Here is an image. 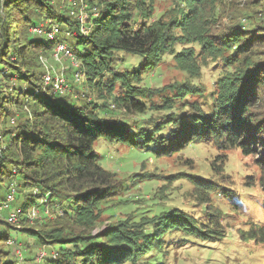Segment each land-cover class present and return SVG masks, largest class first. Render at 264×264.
Returning a JSON list of instances; mask_svg holds the SVG:
<instances>
[{"label":"rangeland","instance_id":"obj_1","mask_svg":"<svg viewBox=\"0 0 264 264\" xmlns=\"http://www.w3.org/2000/svg\"><path fill=\"white\" fill-rule=\"evenodd\" d=\"M49 1H53L56 12L67 14L76 25L69 26L56 18L43 16L37 22L44 25L50 20L58 24L57 39L64 42L83 34L80 21L71 15L72 11L81 13L83 25H87L84 35H88L105 4L113 2L77 0L72 6L60 0ZM192 2L145 0L141 10H131L134 26L152 24L160 16L165 21L183 23V26L175 24L174 39L170 45L160 47L155 64L135 77L120 80L118 72H131L143 57L114 51L109 57L112 67L102 71L103 76H90L81 63L84 76L75 81L68 60L56 62L51 59V42L49 48L41 47L37 51L36 64L40 65L37 72H42L41 77L44 74L40 60L43 56L52 66L54 75L62 73L65 76L71 88L68 93L73 96L84 94L83 97L93 102L98 111H102L99 104L106 102L108 106L103 108L106 109L103 115L126 119L134 130L144 126L145 129L151 127L153 132L170 114L179 113L178 119L187 121L203 118L213 110L222 81L243 74V65L237 66L236 58H251L258 66H264V0H208L206 10L209 15L203 21V28L195 27L194 23L185 27L189 20L184 14L189 12ZM27 13L34 14L33 7L27 8ZM13 16L18 18L19 14L13 12ZM19 25L17 42L20 44L29 36H37L32 30L35 25H25L21 19ZM184 28L188 29L187 33ZM197 31L201 37L196 36ZM237 34L251 38L246 47L254 42L258 44L251 52L249 47L248 52L240 55L242 41L234 45ZM223 42L231 46L221 48ZM179 57L187 58L179 63ZM251 72H244L246 78L242 82L251 77ZM113 73L115 81L110 89L109 84H105L109 79L113 80ZM258 73L263 75L264 69ZM0 78L2 106L6 108L3 114H7L0 117L2 148L6 143L3 134L14 133V126L25 114V109H19L11 101L15 96L14 86L18 85L15 76ZM127 93H134L137 100L146 105L145 113L118 110L112 106L115 97ZM247 113L250 115L248 127L253 119H259V125L264 126V91L259 93L254 104L248 106ZM180 146L181 149L156 154L151 149L141 150L115 140L101 138L95 142L98 162L116 174L117 188L99 209L93 207L97 218L88 230L90 235L101 241L111 233L126 238L129 257L122 264H264V241L249 237L251 230L264 227V149L255 148L254 152L245 154L237 145L230 146L225 142L222 135L196 137L189 144ZM13 173L15 170L12 169ZM12 182L18 186L17 191L20 186L22 191L17 193L11 208L35 190L24 187L18 179ZM7 185V178H4L0 183V202L5 199ZM48 211L47 214L39 211L33 218L26 216V221L13 225L5 223L8 211H0V229L8 231V237L0 240V259L8 258L14 264H55L58 252L52 236L68 232L65 227L71 232L77 230L67 220H58L52 205L48 206ZM180 222L184 227L179 226ZM84 232L86 229L81 228L80 233ZM10 240L12 243L8 245ZM122 249L112 250L121 255ZM74 262L85 264L78 259Z\"/></svg>","mask_w":264,"mask_h":264},{"label":"trees","instance_id":"obj_2","mask_svg":"<svg viewBox=\"0 0 264 264\" xmlns=\"http://www.w3.org/2000/svg\"><path fill=\"white\" fill-rule=\"evenodd\" d=\"M194 1L198 0H193L189 12L184 14L189 20L185 27L194 23L195 27L203 28V21L209 15L206 10L208 0H199L198 3ZM52 2L0 0V77L15 76L18 85L14 86L15 96L11 101L19 109H25V114L21 115L14 126V133L8 131L3 134L6 143L0 150V183L7 178L5 198L13 188L15 199L22 191L20 184L35 189L28 193L27 199L16 206L24 210L19 222L27 220L25 211L28 207L35 206L38 211L44 213L45 208L52 205L55 217L60 221L67 220L77 230L71 232L69 227H65L68 232H59L52 236V242L58 252V258H55L53 263L76 264L74 261L78 259L82 263L85 261V264H122L123 260L129 257L128 245L124 242L126 238L111 233L105 241H101L88 232L97 218L93 207L99 209L117 188L116 174L98 162L94 151L95 142L101 138L115 140L141 150L151 149L158 154L166 153L169 149H181L180 145L189 144L196 137L222 135L225 142L230 146L237 145L245 154L254 152L255 148L264 149L263 124L259 125V119H253L250 120V127L247 126V119L250 118L247 113L248 106L254 104L257 98L259 99V93L264 91V74L258 73L263 71L264 66H258L251 58L247 60L243 56L240 59L233 56L237 66L243 65V74L222 81L221 93L215 99L213 110L208 115L187 121L178 119L179 113L170 114L159 126L155 125L158 127L153 132L151 127L145 129L144 126L137 127V131L130 128L126 119L103 115L106 113L103 108L108 106L106 102L99 104L102 111H98L95 110L96 105L93 102L83 97L84 94L60 95L51 89H42V72H37L40 66L36 64L37 51L41 47L49 48L50 40L41 36H29L20 44L17 42L18 27L20 19L25 25H35L42 16L56 18L69 26L76 25L67 14L56 12ZM89 2L93 3V0ZM144 3L145 0H113L106 3L100 16L95 18L88 35L78 34L77 37L67 40L90 76H103L102 71L112 67L109 60L111 53L121 51L143 57L131 72H118L120 80L124 77H135L155 64L161 46L170 45L174 39L175 24L183 26V23L165 21L160 16L152 24L132 25L131 21L134 20L131 10H141ZM30 6L33 7L34 14L27 13ZM212 10L214 11L213 8ZM13 12L19 14L18 18L13 16ZM187 30L184 28V32L187 33ZM195 34L201 37L199 31ZM250 39L237 34V42L234 45L242 41L243 47L241 53L239 49L237 53H246L249 47L250 52L252 51L258 42H252V46L246 47ZM224 46L228 48L231 45L223 42L221 48ZM185 58L179 57L178 62H185ZM250 70L251 77L242 82L246 78L244 72ZM113 75V80L109 79L105 84H109L110 89L115 81V74ZM21 83L24 84L21 86ZM1 92L0 90V117L7 115L3 114L6 108L2 106ZM133 94L115 97V104L111 103L112 106L118 110L145 113L146 105ZM12 169L15 170L13 174ZM13 179L19 180L18 191V186H14L12 182ZM5 223L13 225L6 220ZM182 223L180 222L179 226L184 227ZM172 224L173 221L169 227ZM81 228L86 229V232L80 233ZM6 237L8 231L1 228L0 240ZM249 237L264 241V227L258 226L251 230ZM115 248H123L121 255L113 252L112 249ZM0 264H14V261L8 258L0 259Z\"/></svg>","mask_w":264,"mask_h":264},{"label":"built area","instance_id":"obj_3","mask_svg":"<svg viewBox=\"0 0 264 264\" xmlns=\"http://www.w3.org/2000/svg\"><path fill=\"white\" fill-rule=\"evenodd\" d=\"M60 1L63 3H67L68 5L74 6L77 0H60ZM79 13H77V11L76 13L72 11L71 15L78 18V20L80 21L81 32L84 34L85 33L84 28L87 27V25L86 23H84L83 25V16L81 15V13L80 14ZM32 30L37 36H41L46 38L47 40H50V42L52 43L50 49L51 59L53 61L58 62L61 59H66L71 63V66L73 67L72 77L74 78L75 81H79L80 77L82 78L84 76V72L81 68V62L76 52L73 50V48L70 46L68 42H64L62 40L57 39V34L59 32L58 24L49 20L48 24H44V25L39 23L35 24ZM40 60L45 70L43 76L41 77L42 89L43 90L51 89L53 92L60 95L67 94L71 88H69V84L65 76L62 73H60L61 75H54L52 73L53 68L47 62V59L44 58L43 56H40ZM0 150H1V146H0ZM13 200H14V189L12 188L10 192L7 193L6 198L2 202H0V210L9 208L6 216V221L11 224H16L19 223V219L24 214V210L20 206L11 208L10 203ZM48 212H49L48 208H45L44 213L47 214ZM38 214L39 211L35 206L28 207L25 211V215L30 218L36 217ZM7 243L11 244L12 241L10 240ZM17 253L19 254V252Z\"/></svg>","mask_w":264,"mask_h":264}]
</instances>
